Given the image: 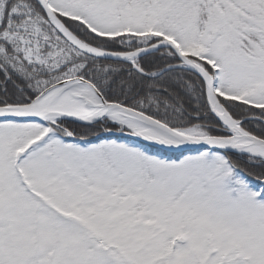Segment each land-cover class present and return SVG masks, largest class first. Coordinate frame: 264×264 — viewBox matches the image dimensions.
Segmentation results:
<instances>
[{"label":"snow or ice","instance_id":"snow-or-ice-1","mask_svg":"<svg viewBox=\"0 0 264 264\" xmlns=\"http://www.w3.org/2000/svg\"><path fill=\"white\" fill-rule=\"evenodd\" d=\"M0 264H264V0H0Z\"/></svg>","mask_w":264,"mask_h":264}]
</instances>
